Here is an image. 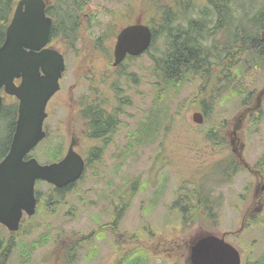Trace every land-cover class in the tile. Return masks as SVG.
<instances>
[{"label": "rangeland", "instance_id": "374dc122", "mask_svg": "<svg viewBox=\"0 0 264 264\" xmlns=\"http://www.w3.org/2000/svg\"><path fill=\"white\" fill-rule=\"evenodd\" d=\"M56 1L50 0L51 6ZM211 1L87 0L73 40L58 24L65 36L51 44L64 55L66 70L61 89L47 108L49 138L63 141L66 151L75 137L77 151L90 158L98 143L86 136L81 117L85 102H100L114 110L118 129L99 156L87 162L85 179L69 193L65 204L48 206V186L40 184L42 198L35 216L26 217L16 233L0 224V255L13 234L11 243L18 246L31 245L43 234L49 236V243L34 251L28 263L14 250L7 264H56L72 234L88 237L97 232L105 237H94L77 251L75 261L64 262L116 264L128 247H139L147 250L144 264H190V247L208 234H226V241L240 251L243 264L264 256V60L259 68L249 60L241 79L233 71L234 88L224 73L215 92L205 96L212 107L208 115L201 107L203 100L197 98L199 80L165 90L157 64L166 50L162 28L155 30L149 51L114 66L121 31L138 21L160 24L161 6L178 16L175 20L199 22L202 33H210L204 46L221 50L235 37L244 16L251 20L264 6V0H227L232 29L227 24L218 29ZM176 26L181 22L173 23ZM215 66L214 71L223 72L219 64ZM233 89L240 90V95L232 94ZM151 111L155 112L152 143L128 152L129 136ZM198 112L202 124L195 121ZM48 144L41 142L31 152L41 163H51L46 162ZM199 186L211 191L209 196L202 194L215 204L213 215L186 224L174 202ZM117 214L121 215L117 227L104 228ZM95 250L94 260L89 261L87 256Z\"/></svg>", "mask_w": 264, "mask_h": 264}, {"label": "trees", "instance_id": "16d2710c", "mask_svg": "<svg viewBox=\"0 0 264 264\" xmlns=\"http://www.w3.org/2000/svg\"><path fill=\"white\" fill-rule=\"evenodd\" d=\"M48 1V15L54 19L52 41L60 38V36H65L62 33V29L65 33H70L73 40L74 37H76V33L80 26L78 15L84 12L87 0H57L54 3V6H51L50 0ZM16 2L17 0H0V47L5 42L6 31L13 16ZM211 4L213 6V12L217 15L216 18L218 19H216L217 22H215L216 28H222L227 24L226 26L231 30L233 18L230 6L227 5V0H212ZM64 8L65 11H63ZM184 14L186 13L184 12ZM177 17L178 16H175V19H177ZM244 17L245 20L242 19V23H240L235 32V37H233L231 42L223 46L224 50H221L216 46L214 48H212V46H204L203 43L206 40L205 37L208 39L210 33H202L204 29L200 28V23L197 21H188L186 18L175 20V22H173V20L171 22L164 21L161 24L163 26H159L158 24L156 26L152 21L150 23L153 26L152 28H162L164 30L162 35H166V50L165 53L162 54V58H164L162 59L160 57L157 63L161 75V81L165 84V90L166 88H168V90L173 87L178 88L183 84H186V82L199 80L201 85L199 87V95L197 98L203 100L202 103L204 102V104H201V107L204 114L208 115V109L212 107L211 102L206 101L207 99L205 96L215 92V88L223 79L224 73L228 83L234 88L235 80L232 77L233 71H236V76L240 77V79L243 78L246 69L245 66H247V63L251 59L255 62L254 68H259V65H261L264 60V6L259 13L251 18V20L246 16ZM201 21L205 24L204 19H200V22ZM176 22H181V26H176L177 28H174L173 23ZM58 24L62 25L61 30ZM155 33L157 35V32ZM173 34L177 36H174ZM71 43H73V41ZM215 64H219L218 67L222 68V73L214 71V68H217ZM209 73L211 75H209ZM246 85L249 84L246 82ZM158 86H160V84ZM233 91L234 93L232 94L240 95V90L233 89ZM243 93H245V89ZM154 113L155 112L151 111L147 119L141 121L137 128L132 132V135L129 136L127 145L128 152L135 147L152 143L153 140L151 136L155 126V123L152 120ZM81 117L86 123L88 135L92 139H103L104 143L103 147L94 148L92 150L90 158L87 159V162L89 163L92 158L96 159L99 156L100 151H102L105 145L109 142L108 137L114 132L117 122L115 114L109 113L100 102L87 104L85 102L81 108ZM17 118L18 102L4 103L0 112V162L10 151L13 135L16 130ZM3 124H5V129H2ZM48 141L49 144L45 151L49 154V158L46 162L59 161L65 154V143L63 141L55 142L54 140H51L49 136L44 142L47 144ZM222 170L223 174L226 173L224 167ZM84 179L85 176H83L81 181ZM79 183L63 190L48 186L47 205L53 207L55 205L57 206V200L61 202L63 201L62 204H65L67 197H69V193L71 194L73 192H70V190L77 187ZM204 190V188L199 186L198 188L193 189V194L190 196L188 195L186 197V194L181 195L174 202V207L179 208L181 211L184 223L187 224L191 221L203 220L204 217L210 218L211 215H213L211 209L214 208L215 204L210 202L209 199L202 194L203 191L209 196L211 191L209 189L206 191ZM124 209H122V211ZM120 220L121 215L117 214L107 226L103 227L108 228L109 230H114ZM13 236L15 235L13 234ZM13 236H11L9 244L2 249L0 264H7L8 259L14 250L20 254V258H22L25 263H28L34 251L49 243V236L43 234L38 240L32 242L31 245L23 242L21 246H18L11 243V241L14 240ZM94 237L102 239L105 236L101 232L89 234L88 237H85L83 234L74 233L65 241L66 248L63 249L62 252L65 254L71 253L68 259L69 261H75L77 259V251L81 249L83 244L91 242ZM95 252H97V250L94 251L93 255L89 254L87 256L89 261L94 260L93 257L96 256ZM146 254L147 250L144 248L128 247L125 252L121 253L116 264H144V259L147 261ZM142 256H144V259ZM246 264H264V256L256 261L248 262Z\"/></svg>", "mask_w": 264, "mask_h": 264}, {"label": "water", "instance_id": "95a60500", "mask_svg": "<svg viewBox=\"0 0 264 264\" xmlns=\"http://www.w3.org/2000/svg\"><path fill=\"white\" fill-rule=\"evenodd\" d=\"M52 28L46 0H20L0 47V92L19 101L10 151L0 162V224L11 233L19 231L24 215H35L37 181L61 188L80 180L85 170L83 157L75 151V139L60 162L42 165L35 158L27 159L46 138L47 105L60 90L66 70L64 55L49 47ZM152 40L148 26L124 28L117 38L114 66L128 55L137 57L148 51ZM3 102L0 94V112ZM195 121L203 123L202 113L195 114ZM189 259L190 264H242L240 251L225 235L200 237L190 247Z\"/></svg>", "mask_w": 264, "mask_h": 264}, {"label": "flooded vegetation", "instance_id": "af4514ba", "mask_svg": "<svg viewBox=\"0 0 264 264\" xmlns=\"http://www.w3.org/2000/svg\"><path fill=\"white\" fill-rule=\"evenodd\" d=\"M166 8H167V7H162V6L159 7V11H158V12H159V14H160V15H159V18L161 19V23L158 24L159 26H163V25H161V24H162V22H164V21L171 22L172 20H173V21L175 20V16H174V17L171 16V13H170L168 10H166ZM138 23H140V22L138 21V22L133 23V24H138ZM130 25H132V24H130ZM146 25H148V26L152 29V32H153V38H154V36H155V30H156L157 28H156V29L154 28V29H155V30H154V29L152 28L153 26H152L151 24H146ZM155 25L157 26V23H155ZM128 58H132V56L128 55L126 59H128ZM107 111H108L109 113H111V114H117L114 110H112V111L115 112V113L110 112L108 109H107ZM115 117H116V115H115ZM115 119H116V122H117V121L119 122V120H118L117 117H116ZM117 129H118V128H117V126H116L115 129H114V132L108 137V141H109V142L111 141V138H113V136L115 135ZM86 136H87L88 139L92 140V142H94V143H98V145L95 146V148L103 147V145H104V143H103V139H94V138L92 139V138L88 135L87 131H86ZM73 139H75V141H76V138L73 137L72 140H71V143H72ZM109 142H108V143H109ZM71 143H70V144H71ZM106 145H107V144H106ZM106 145H105V146H106ZM75 149H76V151H77V143H76V145H75ZM93 149H94V148H93ZM67 152H68V151H67ZM67 152H65L64 156H63L62 159H60L59 161H61V160L64 159V157L66 156ZM77 152H78V151H77ZM78 153H79V152H78ZM82 156H83V155H82ZM238 156H239L241 162H243L245 168H247L248 170H250V171L252 172L251 167L248 165V163L245 161V159L241 156V154H239ZM83 158H84V161L86 162V165H87V159H88V158H85L84 156H83ZM244 161H245V162H244ZM85 171H86V168H85ZM74 184H76V183H72V184H69V185L64 186V187H61V188H56V187H54V188H56V189H58V190H63V189H67V188L70 187V186H73ZM73 189H75V187L72 188V189L70 190V192H71ZM263 190H264V186H263ZM37 200H38V205H37V208H38L39 203L41 202V197H39V195H38ZM46 200H48V198H47ZM62 202H63V201H62ZM62 202L57 200L58 205H62ZM68 257H69L68 254H65V253L59 254V257L56 259V264H67V263L64 262V261H65V260H69ZM242 264H243V263H242Z\"/></svg>", "mask_w": 264, "mask_h": 264}]
</instances>
